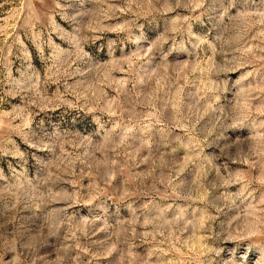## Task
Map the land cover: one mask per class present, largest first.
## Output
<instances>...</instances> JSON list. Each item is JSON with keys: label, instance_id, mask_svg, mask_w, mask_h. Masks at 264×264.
Segmentation results:
<instances>
[{"label": "clouds", "instance_id": "1", "mask_svg": "<svg viewBox=\"0 0 264 264\" xmlns=\"http://www.w3.org/2000/svg\"><path fill=\"white\" fill-rule=\"evenodd\" d=\"M0 264H264V0H0Z\"/></svg>", "mask_w": 264, "mask_h": 264}]
</instances>
